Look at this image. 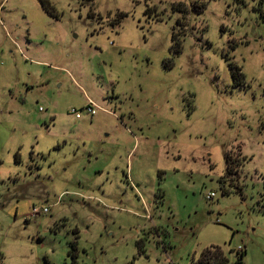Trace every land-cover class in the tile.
Returning <instances> with one entry per match:
<instances>
[{
	"label": "rangeland",
	"instance_id": "rangeland-1",
	"mask_svg": "<svg viewBox=\"0 0 264 264\" xmlns=\"http://www.w3.org/2000/svg\"><path fill=\"white\" fill-rule=\"evenodd\" d=\"M50 2L0 0V264H264V0Z\"/></svg>",
	"mask_w": 264,
	"mask_h": 264
},
{
	"label": "trees",
	"instance_id": "trees-1",
	"mask_svg": "<svg viewBox=\"0 0 264 264\" xmlns=\"http://www.w3.org/2000/svg\"><path fill=\"white\" fill-rule=\"evenodd\" d=\"M41 7L44 9V11H46L49 15H51L52 17L59 19V15L55 9V7L51 4L50 0H38ZM227 158V168H226V173L228 175L232 174L233 171V166L231 164V162L229 161V157L226 156ZM16 162H20V158H18V153H17V159ZM76 252H77V248L75 243H71V247H70V251H69V256L72 257V264H77L76 261ZM245 252L240 251V257L238 259V261L236 262V264H241L243 262V258H244ZM202 261L205 263L206 261L210 262V264H227L228 260L227 258L223 255V253L219 250H211V249H207L203 252L202 254ZM206 264V263H205Z\"/></svg>",
	"mask_w": 264,
	"mask_h": 264
},
{
	"label": "built area",
	"instance_id": "built-area-1",
	"mask_svg": "<svg viewBox=\"0 0 264 264\" xmlns=\"http://www.w3.org/2000/svg\"><path fill=\"white\" fill-rule=\"evenodd\" d=\"M101 109V107L91 98H88V104L85 108L86 113L93 117L96 115L97 111ZM72 114H75L76 118H81V114L77 111V110H72L71 111ZM216 195L214 192H210L207 194V199H212L214 198ZM50 211L49 207L47 206H43V207H37L34 206L31 208V216H37L40 214H45L48 213Z\"/></svg>",
	"mask_w": 264,
	"mask_h": 264
},
{
	"label": "flooded vegetation",
	"instance_id": "flooded-vegetation-1",
	"mask_svg": "<svg viewBox=\"0 0 264 264\" xmlns=\"http://www.w3.org/2000/svg\"><path fill=\"white\" fill-rule=\"evenodd\" d=\"M205 263H206V264H210V262H209V261H208V262L206 261Z\"/></svg>",
	"mask_w": 264,
	"mask_h": 264
},
{
	"label": "crops",
	"instance_id": "crops-1",
	"mask_svg": "<svg viewBox=\"0 0 264 264\" xmlns=\"http://www.w3.org/2000/svg\"><path fill=\"white\" fill-rule=\"evenodd\" d=\"M115 114V113H114ZM128 176H129V174H128ZM34 207V206H33Z\"/></svg>",
	"mask_w": 264,
	"mask_h": 264
}]
</instances>
